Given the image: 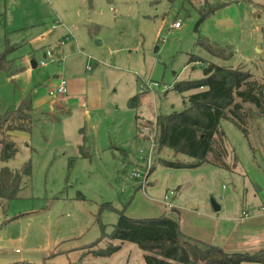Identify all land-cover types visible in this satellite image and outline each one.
Returning <instances> with one entry per match:
<instances>
[{"label": "rangeland", "instance_id": "1", "mask_svg": "<svg viewBox=\"0 0 264 264\" xmlns=\"http://www.w3.org/2000/svg\"><path fill=\"white\" fill-rule=\"evenodd\" d=\"M212 6L218 8L201 20ZM175 21L180 25L173 28ZM201 42L233 54L221 60ZM8 45L23 70L0 76V116L28 98L32 122L10 133L17 151L0 166L19 169L29 160L31 181L18 198L0 202V264H142L144 253L129 242L110 256L78 259L80 247L112 231L120 211L131 218L166 211L188 226L216 222L217 239L233 230L241 210L264 212L263 119L247 121L248 140L227 118L219 121L222 141H216L226 168L211 160L169 167L163 160H193L163 147L153 150L145 170L156 116L187 106L191 92L171 88L201 77L202 61L240 66L263 80L264 0H0V52ZM31 59L38 64L29 70ZM60 80L62 95L55 92ZM136 95L139 106L130 107ZM167 190L176 192L174 211L160 203ZM232 234L244 243L228 251L264 248V216Z\"/></svg>", "mask_w": 264, "mask_h": 264}, {"label": "trees", "instance_id": "2", "mask_svg": "<svg viewBox=\"0 0 264 264\" xmlns=\"http://www.w3.org/2000/svg\"><path fill=\"white\" fill-rule=\"evenodd\" d=\"M218 6H212L201 14V20ZM208 52L221 60L232 56L228 46L201 42ZM7 46L0 52V76H13L23 70L9 58ZM193 59H190L192 61ZM195 61V60H194ZM203 74L193 80H178L172 90L191 92L186 96L187 106L171 113L159 114L153 123L156 128L154 142L157 152L168 147L174 154H183L193 162L183 164L168 160L169 167L195 166L208 161L218 167H228L224 161L223 149L216 140L221 139L219 121L227 118L243 132L248 140V120H264V78L256 80L242 67L232 68L210 62L203 63ZM140 96L131 98L130 107L137 108ZM31 100L25 98L0 116V162L7 163L17 148L9 135L13 131L28 130L32 122ZM141 131V130H140ZM217 135L216 139L214 136ZM223 148V147H222ZM208 155H211L209 159ZM31 161L26 160L19 169L8 164L0 166V202L19 197V192L31 181ZM173 209V208H171ZM109 234L103 233L96 241L79 249V260L88 256L103 258L115 254L123 243L136 244L144 253L142 264H242L253 262L264 264V248L256 252H231L222 247L196 239L180 231L179 222L167 212L149 218H131L120 211L118 219ZM10 264H33L12 262Z\"/></svg>", "mask_w": 264, "mask_h": 264}, {"label": "crops", "instance_id": "3", "mask_svg": "<svg viewBox=\"0 0 264 264\" xmlns=\"http://www.w3.org/2000/svg\"><path fill=\"white\" fill-rule=\"evenodd\" d=\"M58 24H60V23H58ZM71 25H74V29L76 31L78 30V27H75L76 26L75 23H71ZM85 27L88 30V35H90V37L92 39H95V38L98 37V36H96V34L94 32H91L92 25H87L86 24ZM67 37L69 38V35H67ZM72 41H74V45L75 46H77V44H79V41L77 40V38H75ZM62 44L66 45V43H62ZM101 44H98V45H101ZM98 45H96V46H98ZM47 53H45V52L43 53V58H45L47 56ZM32 59L30 60L29 66H27V68L29 70L36 68V66L38 64V63L34 62V60H32ZM40 62H39V66L43 67L45 64L41 65ZM53 77H57V75L53 74ZM31 108H32V106H31ZM143 121H144L143 119L141 121V119H139L138 116H136V127H138L137 131L138 130L140 131V126L143 124ZM219 208H220V205H219ZM172 210L173 211L175 210V206H174V208ZM213 210H214V208H213ZM261 210H263V209L259 208V210L257 211V213L255 215H249V213H248L247 216L242 215V212L244 211V209L241 210L240 211V215L237 218L239 220H237L236 224L233 227V230L231 229L228 232V234H226L225 236L222 233L223 235L220 236V239H217L216 235H215V233L217 232V224H216V222H215V225H212V227L211 226L207 227L206 225H204V226L203 225H198L197 223L196 224L195 223L194 224L191 223V225L188 226V225H184V221L185 220H184L183 216L180 215V217H179V220H180L179 221V227H180V231H182L186 235H189V236L194 237L196 239L198 238V239L203 240V241H205L207 243H210L212 245L215 244L217 246L222 247L223 250H225V251L227 250L228 251V248H230L232 246H238V245H241L242 243H244V241H242L239 238L234 239L232 233L237 229L238 226L242 225L245 220L246 221L250 220V221L253 222V221L257 220V218L264 216V212H262ZM206 211L209 213V210H207V208H206ZM207 217L211 218L210 215H208ZM251 238L252 237H250V239ZM15 249H17V248H15ZM15 249L13 250L14 253H20V251L16 252ZM257 251H259V250H257Z\"/></svg>", "mask_w": 264, "mask_h": 264}, {"label": "built area", "instance_id": "4", "mask_svg": "<svg viewBox=\"0 0 264 264\" xmlns=\"http://www.w3.org/2000/svg\"><path fill=\"white\" fill-rule=\"evenodd\" d=\"M180 25V22L179 21H175L173 24H172V27L173 28H176ZM41 65H44L45 63L43 61L40 62ZM60 84L55 88V92L58 94V95H62L66 92V88H65V85L66 83L63 81V80H60ZM155 85H157L155 83ZM150 90H153V87L151 86L150 87ZM53 91L49 92V94H52ZM147 129L146 127H142L140 130L141 132H144V130ZM151 148L149 150V154L147 156V162H146V165H145V170L146 172H148L149 168H150V163H151V154L153 153V150H155V146H156V143L154 142V137L152 136V140H151ZM176 196V192L173 191V190H167L164 192V194L162 195L161 197V204L168 207V208H174V205H173V198ZM242 215L244 216H247L248 213L246 211H243L242 212ZM16 252L19 251V249H15Z\"/></svg>", "mask_w": 264, "mask_h": 264}, {"label": "water", "instance_id": "5", "mask_svg": "<svg viewBox=\"0 0 264 264\" xmlns=\"http://www.w3.org/2000/svg\"><path fill=\"white\" fill-rule=\"evenodd\" d=\"M93 42H94L95 45H98V44H101L102 43V41L99 38L98 39L95 38ZM211 204H213L214 210H218L219 209V205L217 203H215L213 200L211 201Z\"/></svg>", "mask_w": 264, "mask_h": 264}]
</instances>
